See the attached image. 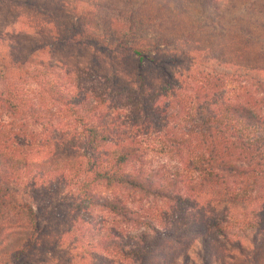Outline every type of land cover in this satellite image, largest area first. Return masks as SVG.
I'll list each match as a JSON object with an SVG mask.
<instances>
[{
    "label": "trees",
    "instance_id": "1",
    "mask_svg": "<svg viewBox=\"0 0 264 264\" xmlns=\"http://www.w3.org/2000/svg\"><path fill=\"white\" fill-rule=\"evenodd\" d=\"M0 15L21 28L0 31V264H40L63 235L85 262L92 250L110 264H227L218 245L262 258L264 0H0ZM66 46L130 67L120 108L47 59ZM221 205L243 216L209 221ZM97 210L111 225H83Z\"/></svg>",
    "mask_w": 264,
    "mask_h": 264
},
{
    "label": "rangeland",
    "instance_id": "2",
    "mask_svg": "<svg viewBox=\"0 0 264 264\" xmlns=\"http://www.w3.org/2000/svg\"><path fill=\"white\" fill-rule=\"evenodd\" d=\"M2 15V14H1ZM0 15V31L3 34V31L6 32L7 35L12 36L10 38H14L17 36L19 31H21L19 27H16L15 25L8 24ZM29 41H25V43L32 42L33 40H30L31 38H28ZM14 40V39H13ZM21 39L19 40V42ZM59 49V50H58ZM49 51V46L47 49ZM51 54L47 56V59H50V61L54 64H58L60 67H64V70L69 71L70 73H75L78 75H74L73 78L70 80L75 82L74 86L77 87L78 91L85 95L91 90H97L98 92H101L107 99H109V105L111 107H118L122 105L123 98L120 97L119 91L121 88H134V78L133 73L130 71V67H128V70L121 69L118 65L117 68L114 67L113 62L105 60V56L102 55L99 51L96 52L91 49H82L80 47H62V49L57 47H50ZM111 68V69H110ZM100 73L95 74L94 72H97V70ZM104 69V70H103ZM112 69H117L121 73H119L120 81L118 83H113V81H108L107 78L110 77ZM85 70L90 71L94 74V77L91 76L90 80H84V75L81 74L85 72ZM155 71L150 72L149 79L156 84L155 77L156 76ZM109 75V76H108ZM80 78H79V77ZM69 79V78H68ZM68 79L65 81L67 82ZM157 85V84H156ZM122 100H121V99ZM150 161L153 163V165H160V164H167V159L163 156L152 154L149 157ZM99 193L102 196L110 197L113 195H117L116 193L112 192L113 195L109 192H107L104 188L99 189ZM120 197L123 198L127 193L126 192H117ZM132 193V192H131ZM130 193V195H132ZM146 207L150 206L153 210H161L166 212L167 214H176L179 216H186L191 218V216L194 218L197 215V212L192 210H189L186 207H182L180 205H176L168 200H160L159 198H149L147 201L142 202ZM204 212L210 217L208 218L209 221H215L217 218H222L224 221H226L229 217H237L241 218L243 215L242 208L240 207H233V206H218L217 208L214 206L213 208L206 207L204 209ZM112 217H110L108 214L103 213L99 210L92 211L91 214L85 216L83 218V225H86L87 227L92 226H98L102 227V223L105 221H111ZM197 220H199V216L197 217ZM102 222V223H101ZM112 222V221H111ZM111 222H109L108 225H111ZM55 226V224L53 225ZM53 228L52 226H50ZM53 232V231H52ZM56 233V232H55ZM63 235V234H62ZM61 235V236H62ZM64 237H59L56 244V251L54 253L49 254H37L33 257L36 260H39V263L41 264V261H43L42 264H110L109 261L110 257L101 254L99 252H93L90 251V257L86 259L85 261H80V257L82 256V249L78 248L76 242L72 241L68 236L63 235ZM169 247L168 249L175 248L172 244H167ZM171 247V248H170ZM225 246L218 245L217 246V255L224 256L226 258L227 264H264V253H262V258H260L258 261H256L254 256V251L250 248V246H246L245 253L246 254H239L237 252H231L224 249ZM227 248V247H225ZM228 249V248H227ZM230 250V249H229ZM94 254H93V253ZM169 252V250H168ZM170 256V254H169ZM168 256V257H169ZM103 258H108L107 262L104 261ZM68 260L70 262H68ZM90 260V262H89ZM162 258L160 257H154L151 258V261L148 264H165L162 262Z\"/></svg>",
    "mask_w": 264,
    "mask_h": 264
}]
</instances>
